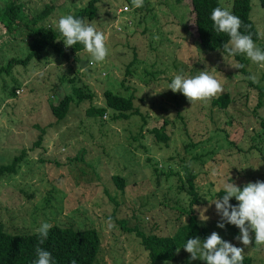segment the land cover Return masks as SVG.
<instances>
[{
  "label": "rangeland",
  "instance_id": "obj_1",
  "mask_svg": "<svg viewBox=\"0 0 264 264\" xmlns=\"http://www.w3.org/2000/svg\"><path fill=\"white\" fill-rule=\"evenodd\" d=\"M8 1L0 0V70L9 60L29 53L22 30L9 32L1 21ZM88 1L26 0L25 4L32 15L55 4L49 22L56 27L61 16L74 15ZM146 1L140 8L127 7L128 0L101 4L100 17L90 23L105 33L104 62L89 65L91 57L84 51L80 57L89 62L81 68L51 51L46 65L33 60L28 67L16 66L0 75V166L11 165L27 151L16 173L0 176V222L19 234L37 232L45 222L95 228L101 237L95 264H150L140 239L123 226L173 236L187 224L192 196L183 166L191 161L201 201L196 206L199 218L207 209L208 219H200L201 224L209 228V235L217 232L224 241L243 248L254 264H264V248L255 247V233L250 231L252 243L245 247L236 239L240 235L236 226L217 227L221 218L212 204L225 183L242 189L249 182L264 181V156L256 147L264 148V138L255 140L262 135L264 118V101L256 108L260 91L235 68L240 65L235 57L204 52L191 0ZM233 2L221 0L227 10ZM250 17L260 34L255 44L264 50L260 0H251ZM245 58L246 70L256 76L255 85H264V68ZM204 70L224 89L216 97L232 96L227 109L213 106L214 98L191 105L182 93L167 88L177 74L193 77ZM78 86L95 94L92 104L73 103L67 118L56 122L50 104ZM106 90L133 97L141 116L113 122L109 110L102 118L88 117L89 106L105 105ZM164 121L170 140L159 143L152 130ZM42 133L43 148H37L34 144ZM113 176L125 178L124 191ZM202 261L191 260L183 249L178 260L168 264Z\"/></svg>",
  "mask_w": 264,
  "mask_h": 264
},
{
  "label": "trees",
  "instance_id": "obj_2",
  "mask_svg": "<svg viewBox=\"0 0 264 264\" xmlns=\"http://www.w3.org/2000/svg\"><path fill=\"white\" fill-rule=\"evenodd\" d=\"M25 1L9 0L3 10L1 21L5 23V29L9 32H14L18 28L22 30L21 36L28 42L29 53L24 58H13L9 60L8 65L0 70V75L3 72L10 73L16 66L28 67L33 60H36L37 64L46 65L48 64V61L45 62L47 59L46 54L51 51L57 55V58L59 56L67 62L72 61L79 64L81 61H84L80 57V53L84 52L83 45L78 43L71 48H66L64 42L61 40L62 37L57 27L50 24L49 19L57 9L56 5L48 4L42 11L32 15ZM260 1L264 8V0ZM103 2L104 0H89L73 16L78 19H84L87 22H93L100 17V6ZM127 4V7H133L131 0H128ZM191 4L195 15L197 34L204 52H219L228 55L224 51V44L228 43L230 37L225 33H217L214 28V23L211 20V13L216 7L224 8L221 0H191ZM229 11L241 19L242 26L240 32L245 35H251L254 43L259 42L260 34L250 17L251 0H234L233 7ZM233 57L240 61V65H243L242 68H238L239 71L249 78L251 74L245 68L247 65L245 55L237 54ZM127 73L130 74L129 68L127 69ZM64 76L61 77V82L65 81V79H62ZM74 78L72 77L70 79L71 82L74 81ZM249 83L260 91L256 108H261L264 101V85L262 82L261 84L255 85L251 79ZM13 95H16V93L13 92ZM94 97L95 94L90 89L88 92H85V87H75L70 95L65 94L61 99L59 98L60 100L50 104L52 115L55 117L56 122H62L69 115L73 103H76L78 106L86 100L91 103ZM104 99V106H89L86 110V115L91 118L97 116L102 118L109 110H112L113 113L110 120L113 122L117 120H128L134 115L141 116L140 111L135 107L133 97H125L111 90H106L104 92ZM232 102L233 99L230 93H224L214 98L212 105L221 110H225ZM260 120L262 135H257L255 140L264 138V118ZM167 125L168 122L164 121L152 130L157 142L167 143L170 140L167 134ZM43 137L44 133L35 142V147H42ZM196 145L192 144V146ZM256 147L264 156V148ZM26 153L27 151L24 149L19 156L13 159L11 165L0 166V176L6 173H16V167ZM191 163V161H184L183 166L186 183L188 184V193L192 196L190 209L187 211L189 215L187 224L180 227L178 232L173 236L146 234L139 227L128 228L123 226L128 232H134L140 239L144 250L148 253L150 264L166 261L176 262L180 251L183 250L188 239L199 237L201 240H204L209 236V228L201 224V220L196 211V206L201 201H199L197 191V175ZM154 170L156 172L158 171V164H156ZM112 179L115 185L121 191H124L125 178L122 176H113ZM180 190H183V188L181 187ZM223 195L224 189L219 191L214 198L221 199ZM230 203L234 206L238 204L235 198ZM39 241L40 236L38 232L23 234L12 233L6 230L4 224L0 222V264H34L38 258L36 252L37 247L47 250L52 254V264H72L73 260L76 261V264H95L101 247L100 233L95 228L80 230L73 227L53 225L49 230L48 238L43 244ZM178 249L179 251H177ZM201 264H206V262L202 261ZM243 264H254L253 258L244 256Z\"/></svg>",
  "mask_w": 264,
  "mask_h": 264
},
{
  "label": "clouds",
  "instance_id": "obj_3",
  "mask_svg": "<svg viewBox=\"0 0 264 264\" xmlns=\"http://www.w3.org/2000/svg\"><path fill=\"white\" fill-rule=\"evenodd\" d=\"M143 2L144 0H131L134 8L142 7ZM211 20L217 33H225L230 37L228 43L224 44V51L228 56L246 55L250 61L264 68V50L256 46L251 35L240 32L242 21L238 16L225 8L216 7L211 13ZM56 27L66 48L78 43L83 45L84 51L91 57L89 65L105 61L108 56L106 36L94 24L66 14L59 18ZM242 67L243 65L235 66L237 69ZM249 79L255 82L256 76L252 75ZM167 88L173 93H182L191 105L210 102L224 91L218 79L207 70L200 71L193 77L177 74ZM223 188L222 198L212 202L221 218L217 227L224 229L226 224L236 226L240 230L236 239L245 247L252 243L250 231L254 232L255 247L264 248V181L249 182L242 189L234 183H225ZM233 198L238 202L235 206L230 203ZM206 211L204 209L201 212L200 219L203 221L208 219L204 215ZM52 227V224L45 222L37 229L41 244L48 238ZM183 249L190 254L191 260L200 259L206 264H243L244 260V249L224 241L217 232H212L204 240L199 237L190 238ZM36 252L38 258L34 264H52V254L49 251L37 247ZM72 264H76V261L73 260Z\"/></svg>",
  "mask_w": 264,
  "mask_h": 264
},
{
  "label": "water",
  "instance_id": "obj_4",
  "mask_svg": "<svg viewBox=\"0 0 264 264\" xmlns=\"http://www.w3.org/2000/svg\"><path fill=\"white\" fill-rule=\"evenodd\" d=\"M88 62H89L88 60L81 61V62H80V67H81V68H86L87 65H88Z\"/></svg>",
  "mask_w": 264,
  "mask_h": 264
},
{
  "label": "built area",
  "instance_id": "obj_5",
  "mask_svg": "<svg viewBox=\"0 0 264 264\" xmlns=\"http://www.w3.org/2000/svg\"><path fill=\"white\" fill-rule=\"evenodd\" d=\"M124 10H127V8H124ZM0 120H1V113H0Z\"/></svg>",
  "mask_w": 264,
  "mask_h": 264
}]
</instances>
